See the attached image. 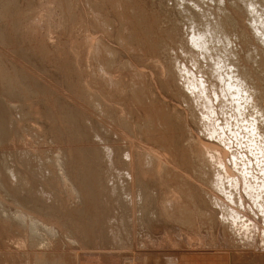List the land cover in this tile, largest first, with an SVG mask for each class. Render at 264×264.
Masks as SVG:
<instances>
[{
	"label": "rangeland",
	"instance_id": "rangeland-1",
	"mask_svg": "<svg viewBox=\"0 0 264 264\" xmlns=\"http://www.w3.org/2000/svg\"><path fill=\"white\" fill-rule=\"evenodd\" d=\"M61 1L66 3L67 6H70L71 3L76 10L71 9L70 11L69 9L68 12L64 11L62 6L60 7L57 5L61 3ZM85 1L86 0H57L56 4L55 0H0V172L2 171L1 174L4 173L6 169L5 164H9V159H13L16 163L15 165H17L15 167L16 170L19 174L22 173L20 175L22 182L24 183V179L26 180L24 183L25 187L21 190L19 189L18 193L15 191L18 194L17 195L15 192L11 193V190L7 188V176L5 174H2L4 176L0 175V177H2L0 178V188L6 194L5 196L3 192L0 191V196L2 194L3 197L5 196L4 198L1 196L2 199H6L8 196L11 197L6 200H14L17 209L20 210V208L23 207L22 211L24 212L25 210L24 213H28L26 215V221L42 226L41 231H43H40V233L43 234L47 240L44 241L45 245L40 248L41 251L38 250L41 255H45L44 253H46V255L49 253L50 255L60 253L62 256L65 254L74 256L76 254L80 264H164V260L161 259L158 252L154 250V247H157V243H155L156 239L159 241L161 240L160 238H165L164 236H169L173 239L171 230H168L169 223L163 218L160 220L161 217L159 215L158 206L162 202L161 199H164V195L162 194V191H160L161 193L158 190L156 192L154 188L151 190L147 184L146 187H144L143 179L138 175L139 168L135 169L137 166H133L137 164V158L131 151H133V153L136 151L137 153L151 151L152 154L160 156L162 162H165L166 158L163 154L164 152H161L159 148L153 146L151 142L145 143L146 139H144L143 135L140 134L138 130V127L143 123L142 117L138 115L142 114L139 111L137 112L140 114L136 111H132L133 113L131 111H129V113L127 112L129 110L127 107L130 104L128 96H125L123 98L124 100L122 99L124 103H122L121 100H119L121 102L117 99L114 100L111 96H109L110 98L107 97L104 99L102 94L106 88L104 87V90L102 91V87H96L97 89L94 87V84L92 83L93 81L89 83L92 78L97 77V75H95L96 72L99 74V70H95L97 69V62L93 60L94 56H97V50H95L97 47L94 48L96 45L92 42H95V39L100 40L102 32H100L97 27L93 28L92 26L87 27L85 25L92 21L91 18L93 16V11L91 12L92 9L85 3ZM92 1L95 2V0ZM97 1H99V3L101 2V0H96V3H98ZM183 1L184 4L180 3L181 6H179V9L174 8L175 4L172 6L171 3H169L172 7L170 5H165L166 10L164 9V13H167L168 6L171 11L174 13L176 12L183 18L185 10L187 17L188 15L189 17L192 16L190 18H192V22L194 21L193 23L196 22L200 26L202 25V28L207 25L209 30H212H210L212 32L211 35L214 34V36L218 35L215 30L217 31L220 27L221 30L218 29L220 31L218 39L221 41L223 47H219V49L212 55L210 54V56L215 55V57L224 59L228 63L225 66L227 68L230 66L234 69L232 71L236 72V77H238L242 83L252 81L253 76H249L251 75V71L257 73L264 71V63H261L258 56L255 54V50L259 47L260 43L252 37V27H249L254 16L244 12L246 9L244 10L243 6L240 5V0H228L227 12H224L222 15L218 14L219 17L214 7L209 6V4H212V1L214 3L217 0H206V2L205 0ZM243 1L245 4L248 1H252L250 3H253L252 5L257 6V8L264 6V0ZM147 4V0H132L131 3H129V7L134 8L141 16L142 28L145 26V32L143 31L140 34L148 35L149 37L151 36L150 39H153H151V44L152 42L154 44L160 40V37H162L160 31L161 27L165 25V22L162 23L165 19L164 15H162L159 19L161 24L159 22L151 23L150 20L146 18L147 16L149 17L148 14L150 13V11L147 10ZM238 5L240 6L238 7ZM63 6H65V4ZM237 8H239V10ZM180 9H182V11H180ZM240 10L241 13L238 12ZM122 12L124 15L130 17L127 9L122 8ZM237 12L239 14H237ZM105 13L106 11L102 12V16L105 15ZM111 13L113 15H111ZM243 13L245 15H243ZM107 14L109 15V18L116 19L114 11L107 12ZM261 14L264 15L263 7L261 8ZM242 17H245L246 19H243ZM45 18L47 19L45 20ZM250 18L251 20H249ZM224 19L227 20L226 23ZM220 20L223 21L221 22ZM245 20L247 21L245 22ZM81 21L85 22L82 23ZM262 21L264 23V20ZM128 23L129 21L125 20V36L129 39L128 41H130V45L137 48L138 45L137 43L135 44L134 41L138 37H136L135 34L138 33L132 28V25L130 23L129 25ZM143 23H146L147 26ZM224 23L226 26H230L229 29L225 27ZM221 24L224 26L222 27ZM148 25L152 30L149 29ZM246 25L248 27H246ZM128 27L133 30H129ZM90 28L91 30H89ZM157 29L160 30L158 31L160 33L157 32ZM230 29L236 34L234 35L235 38H239L241 41L243 38L245 39V43L247 42L246 46L248 45V49H246V52L244 51L245 53L243 54L245 59L248 57L246 59L247 63L240 61L237 58L240 61L239 63L236 57L233 56V53L236 54L238 52L236 50L238 42L236 43L235 41V43H232L229 41L228 43H232V46L228 43H224L225 40H227L226 38H231V36H229L230 32H232ZM249 29L251 32L248 31ZM263 30L264 28L259 29V32L263 34ZM116 31L117 29L114 27L112 34L110 33L112 37L110 36V38L107 39V42L112 45L114 44V47L124 51V48L121 46L119 47L118 44L116 45ZM153 34H155L154 37ZM81 48L84 50L83 53L81 52L82 50H80ZM93 48L96 53L93 51ZM88 50L93 55L95 54L93 58ZM79 52L80 54H78ZM85 52H88V54H85ZM81 53L85 56L87 55V58L91 61L88 62L89 59H87L88 61L84 60L86 57L81 55ZM151 57H153V55ZM77 58H79L78 60L81 58L83 59L79 62L77 61ZM255 62L256 66H254ZM259 64L263 66L262 70L256 71L254 68L259 67ZM143 65L139 67H142L143 70H145L147 65ZM201 66H203V64H201ZM225 66H223L225 69L224 72L230 73L231 70H228ZM86 67L87 70H85ZM91 69L93 71H91ZM86 72L90 75H86ZM80 77L82 78L80 79ZM88 78H90L89 82L86 81ZM156 78L158 77L153 78V81L157 86V90L159 89L158 91L162 98L168 99L167 94L165 93V95L163 93L164 91L161 90V87L159 88L161 84L159 83V78ZM263 79L264 77H262V82H264ZM100 92L101 94H99ZM123 93L125 92L123 91ZM92 94H96L97 97L98 95H101L102 100L107 105H112L111 109L113 111L110 109L109 111L112 112H110L111 114H108L111 118L107 114L106 117L105 114L100 111L96 102L95 104L92 103L97 99V97L92 99V97H95V95L93 96ZM111 99H113L112 102ZM113 101L117 102V105ZM171 101L175 103V105L178 104L174 99ZM118 102L120 103V108L118 107L120 114L117 110H114L115 107L119 106ZM113 104L116 105L114 108ZM123 104L126 105V109H124ZM126 113L128 115H126ZM122 114H124V120L127 121V124L125 123L126 121L124 122V120H122ZM115 115H117V117ZM137 117L139 121H137L138 123L135 121L137 120ZM134 124L137 126H134ZM193 126L197 129V126ZM134 127L137 129H134ZM135 130H137L136 133ZM260 141H262V139H260ZM184 145L185 142L182 143V149L185 148ZM3 156H7V159H9L7 160ZM130 156L131 158L133 156L135 158H133V165L129 163ZM25 158L27 162L23 160ZM27 158L29 159L27 160ZM50 160L53 162L54 169L50 168L48 165L51 162ZM126 160L128 161L127 165ZM22 162L28 164L23 165ZM127 172H129V174L132 173L135 180L138 179V181L135 183L133 179V181L130 182ZM122 174L123 176H121ZM2 180L5 182H2ZM126 181L129 182L126 183ZM137 182L140 184L138 183V185ZM1 183L4 184L3 187ZM148 191H152L151 193H155L156 195H153ZM146 193H148V198ZM142 197H144V199ZM15 198L19 201L18 203H20L22 207H17L18 203ZM4 202L0 203V208L2 209H0V214L1 212L3 214H1V218L6 221L5 218L8 215L7 222L8 220L15 222V220H17V218L15 219V217H17L16 208H14L15 206L13 205L14 207H10L11 209L9 207L6 208L7 205H5ZM10 203L12 204V201ZM61 207H63V209ZM11 211L12 213H15L12 214ZM29 212L32 214L31 216ZM13 215L15 216L13 217ZM151 215H156L157 217H151ZM257 217L259 218L260 216L257 215ZM1 218L0 225L4 221H1ZM156 219L158 221H156ZM14 224L16 223H13L15 228ZM2 228L3 227H0V264H29L31 258L27 260L28 258L24 259L22 257L24 256L23 254L29 255V253H33V251H31L32 248L28 246L25 241L27 237H24V235L17 232L14 228V230L10 228L11 230L9 229L7 231ZM164 229L168 230V234H166L167 231L165 232ZM46 230L49 231L47 232ZM44 233H48L49 235L47 234V236ZM154 233H156V235ZM151 235H153L155 239ZM194 238L196 239H193L195 242H191L189 247L178 245L179 247L177 246L176 249H171L170 256L176 258L183 251H191L197 255L199 252H208L209 248L203 246L205 245V240H202L203 238L201 235L198 237L194 236ZM149 240H152V242L150 241L152 244L149 243ZM174 240L177 241V236L176 238L174 237ZM219 248H216L215 250L211 247L209 251H215L217 253L220 250L223 252L226 251L221 247ZM35 262L36 261L33 262L30 260V264H34ZM35 264H37V262Z\"/></svg>",
	"mask_w": 264,
	"mask_h": 264
},
{
	"label": "bare ground",
	"instance_id": "bare-ground-1",
	"mask_svg": "<svg viewBox=\"0 0 264 264\" xmlns=\"http://www.w3.org/2000/svg\"><path fill=\"white\" fill-rule=\"evenodd\" d=\"M55 1L57 4V0ZM131 1L132 0H101L100 3L99 1H97L98 3H96V0L95 2H93L92 0L85 1V3L92 9L91 12L93 11V16L91 18L92 21H90L89 23L90 25L87 23L85 25L87 27H97L98 30L102 32V34L100 35V40L95 39V42H92L96 45L95 47H93H97V49H95L97 50V53L93 48V51L97 54V56L94 54L96 56L95 57L88 50L89 54L92 55L91 57L93 58L94 56L93 60L97 62V69L95 70H99V74H97L96 72L95 75H97V77L92 78L91 81L90 78H88V80L86 79V81H90L89 83L93 81L92 83L94 84V87H102V91L105 87L106 89L102 94L104 99L111 96L114 100L117 99L118 101H122L125 96H128L132 107L128 103L129 105L127 109L129 110L126 111L128 113L129 111H139L142 114L138 115L142 117L143 122L142 125L138 127V130L139 133L143 135L144 139H146L145 143L151 142L153 146H156L160 149L161 152H164L163 154L166 158L165 162H162L160 156L152 154L151 151H142L138 153L137 151L134 153L133 151H131L132 154H134L137 158V164H132L134 162V156L131 158L132 155L130 156L129 161L131 165L137 166L135 169L139 168L138 175H140L143 179V184L145 185L144 187H146L147 184L151 188V190H153L152 188H154L156 192L157 190L159 192L162 191V194L164 195V199H161L162 202L158 206L159 215L161 217L160 220H162L163 218L166 220V222L169 223L168 230H171L172 233H169L173 234V239L169 236H164L165 238H160L161 240L159 241L156 239L155 243H157V247L154 245V250H156L159 254V257L164 260V264H188L193 258V263L195 264H223V260H225V264H264V82L261 81L262 77H264V71H260L258 73L255 71H251V75L249 76H253L252 81L242 83V81L238 79V77H236V72L232 71L234 69H232L230 66L229 68L225 66L228 63L224 59L215 57V55L210 56V54L212 55L219 49V47H223V45H221V41L218 39V37L220 36V31L218 29L221 30L220 27L217 29V31L215 30L218 35L214 36V34L211 35L212 30L210 29V31L207 25L204 27V29L202 28V25L200 26L196 22L195 23L197 25L193 23L194 21L192 22V18H190L192 16L189 17V15L187 14V17L185 10V19L184 17L182 18L180 15H178L176 12L174 13L173 11H171L168 6L167 13H164V9L166 10L165 5H170L169 3H171V5L173 6V4H175L174 8L179 9V6H181V4L184 2L183 0H147V10H149L150 13L148 14L149 17L146 15V18H148L151 23L159 22V19L161 18L160 16L162 15H164L165 19V21H162V23L165 22V25H161L163 27L160 26L161 31L157 29V32H161L162 37L159 36L160 40L157 43L155 42L153 44L152 42L151 44V36L149 37L148 35L146 36L140 34L144 31L145 26H143L142 28L140 14L136 12L134 8L129 7V3H131ZM227 2L228 0H217L214 3L212 1V4H209V6L214 7L217 15H222L224 12H227ZM250 2L248 1L245 4L243 0L239 1L244 10L246 9L244 12H247L250 15L254 16V19L252 17L253 20L252 23L249 24V27H252V29L250 28L252 30V37H254L256 41H259L258 43H260L259 47L256 48V50L254 48L255 54L256 56H258L259 61H261V63H264V33L262 34L259 32V29L264 28V23L262 21L264 20V15L261 14V8H264V6H262L261 8H257V6L252 5L253 3L251 4ZM63 3L64 2L61 1V3L57 5H59L60 7L62 6L64 11L68 12L69 9L70 11L71 9H75L73 5H71V3L70 6H67L66 3H64L65 6H63ZM240 5H238V7ZM122 8L128 10L130 17L128 15H124V13L122 12ZM237 9L239 10V8ZM112 10L116 15V19L109 18V15L107 14V12H113ZM241 10L238 12L241 13ZM105 11V15L102 16V12ZM180 11H182V9H180ZM238 12L237 14H239ZM111 15L113 14L111 13ZM243 15L245 14L243 13ZM242 18L246 19L245 17ZM46 19L47 18H45V20ZM125 20H128L132 25V28H134V30L138 33L135 34L136 37H138L134 41L135 44L137 43L138 45L137 48L131 46L129 43L130 41H128L129 39H127V37L125 36ZM224 20L226 23L227 20ZM249 20H251V18ZM220 21L222 22L223 20ZM246 21L247 20H245V22ZM144 25H146V23ZM224 25H222V27ZM114 27L115 29H117L115 35L116 45L118 44L119 47L121 46L122 48H124V51L126 52H124L122 49L114 47V44L112 45L111 43L109 44L107 42V39H109L110 36L112 37L110 33L112 34ZM225 27L229 29L230 26L225 25ZM246 27L248 26L246 25ZM91 28L89 30H91ZM149 29L151 28L149 27ZM250 29L248 31L251 32ZM129 30L133 29L130 28ZM248 34L251 35L250 33ZM154 35L155 34H153V37ZM234 35L236 34H234L233 31L230 32L229 36H231V38H226L227 40H225L224 43H228L229 41L232 43H235V41L236 43L238 42V45H236V50L238 52L236 54L233 53V56L236 57V59L238 58L240 61L247 63L246 59L248 57L245 59L243 55L246 52V49H248V45L246 46L247 42L245 43V39L243 38L242 41L239 40V38H235ZM232 43L228 44L232 46ZM80 50H82V48ZM83 51L84 50H82L81 52L83 53ZM88 52H85V54H88ZM82 53L81 55H84ZM78 54H80V52ZM152 55L154 58L151 57ZM85 57L86 58L84 60L88 61L87 59L89 58H87V55ZM78 59L79 58H77V61L80 62V60L83 58H81L80 60ZM90 61L91 60L89 59L88 62ZM255 61L257 62V60ZM256 62L255 65L253 63L254 66H256ZM143 64L147 65L146 68L144 67L145 70H143L142 67H139ZM201 64H203V66H201ZM222 65L225 66V68H227L228 70H231V72H224L225 69ZM87 67L85 70H87ZM262 67L263 66L259 64V67L254 69L256 71L262 70ZM92 69L91 71H93ZM87 72L86 75H90L87 74ZM155 77L159 78H156L160 80V82L158 80L157 81L161 83L159 88L161 87V90L164 91L163 93L167 94L169 100L161 97L158 91L159 89L157 90V86L153 81V78ZM81 78L82 77H80V79ZM123 91L125 93H123ZM96 94H94L95 97L91 96L92 99L97 97ZM99 94H101V92ZM101 97V95H98L97 99L92 103L95 104L96 102V105L98 106L100 111H102L106 116V114L108 115L113 111L111 109L112 105H107ZM113 99H111V102ZM172 99H174V101L176 100L178 104L175 105V103L171 101ZM116 103L117 102H115V104ZM122 103H124V101H122ZM116 105H114L113 108ZM118 105L119 106L115 107L114 110H117L119 112L118 107L120 108V103ZM125 106L126 105L123 106L124 109H126ZM110 109L112 111H109ZM117 115L115 116L117 117ZM122 115L123 119H121L124 120V114ZM126 115L128 114L126 113ZM109 117L111 118V116ZM125 121L126 120H124V122ZM135 121H138V117ZM125 123L127 124V121ZM135 125L136 124H134V126ZM193 125L197 126V129H195ZM134 129L137 128L134 127ZM136 131L137 130H135V133ZM260 139H262V141H260ZM184 142L185 148L182 149V143ZM4 158L7 159V156ZM28 159L29 158H27V160ZM9 160L10 163L5 164L6 169L2 174H5L8 178V181L6 182L8 187H6L11 190V193L15 191H17L18 193L19 189L21 190L23 187H25L24 183L26 182V180L24 179V183L22 182V179L20 177L22 173L19 174V172L16 170L15 167L17 165H15L16 163L13 161V159ZM23 160L26 161V158ZM25 164L28 163H23V165ZM127 164L128 161L126 165ZM48 165L50 166V168L54 169L52 161ZM1 172L0 175H2ZM121 176H123V174ZM127 176L130 178V182L133 181V179L135 183L136 181H138L137 178V180H135L132 173L129 174V172H127ZM141 178L139 177L140 180ZM129 181H126V183ZM2 182L5 181L2 180ZM138 183L139 182H137V184ZM1 185L3 187L4 184L1 183ZM149 187L148 189L150 190ZM0 191H2L1 188ZM148 192L151 193L152 191ZM3 194L6 196L4 192ZM3 194L1 195L2 198L5 197H3ZM147 195L148 193H146V196ZM153 195L156 194L154 193ZM148 197L149 196H147V198ZM2 198L1 201H5L4 204L7 205L6 208H10L13 205L15 206L13 207L16 208L14 200L10 199L12 201V204L10 203V200H6L11 197L8 196V198L6 197V199ZM142 198L144 199V197ZM1 201L0 203H3ZM16 202L18 203L19 201H17L16 199ZM19 206L22 207L20 203H18L17 207ZM61 208L63 209V207ZM15 210L17 213V217H15V219L17 218V220H15V222L10 220H8L7 222L8 215L5 218V221L3 218H1V216L3 215L1 212L2 215L0 214V218L2 219L1 221H4L1 223L0 227H3L2 229L6 231L10 228H12V230L15 229L17 232L24 235V237H27L25 241L28 246L32 248L31 251H33V253H29L30 256L28 254H23L24 256L22 257L24 259L28 258L27 260H29L31 258L30 260H32L33 262L36 261L37 264H78L79 261L76 254L74 256L66 254L62 256L60 253H57L56 255H50V253L46 255V253H44L45 255H41L38 250H40V248L45 245L44 241L47 240L44 235L40 233L42 226L26 221V215L28 213H24L25 210L24 212L22 211L23 207L20 208V210L17 208ZM249 214L252 216H250ZM31 215L32 214H30V216ZM257 215H259L260 217L258 218ZM14 216L15 215H13V217ZM151 217L157 216L151 215ZM156 221L158 220L156 219ZM13 223H16L18 226L14 224V228ZM164 230L165 232L167 231L166 234H168V230ZM154 234L156 235V233ZM200 235L203 238L202 240H205V245L203 246H206V248L210 249L212 247L216 250V248L221 247L226 251L223 252L220 250L217 253L215 251H209L208 249V252L203 250L204 252H199L198 255L194 254L191 251H183L176 258L174 256H170L171 249H176L178 245H185L189 247L191 242H195L193 241V239L196 240L194 236L198 237ZM151 236L154 237L153 235ZM176 236L177 241L174 240V237L176 238ZM150 241L152 242V240H149V243H151ZM198 260H201V262H198Z\"/></svg>",
	"mask_w": 264,
	"mask_h": 264
},
{
	"label": "crops",
	"instance_id": "crops-1",
	"mask_svg": "<svg viewBox=\"0 0 264 264\" xmlns=\"http://www.w3.org/2000/svg\"><path fill=\"white\" fill-rule=\"evenodd\" d=\"M194 259V258H193ZM193 259H191L190 261V263H188V264H195V263H193ZM224 261V263L223 264H225L226 262H225V260H223ZM198 262H201V260H198ZM198 264H201V263H198Z\"/></svg>",
	"mask_w": 264,
	"mask_h": 264
}]
</instances>
